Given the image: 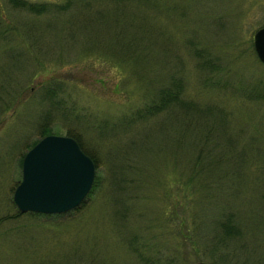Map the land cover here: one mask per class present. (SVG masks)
Segmentation results:
<instances>
[{
	"label": "rangeland",
	"instance_id": "374dc122",
	"mask_svg": "<svg viewBox=\"0 0 264 264\" xmlns=\"http://www.w3.org/2000/svg\"><path fill=\"white\" fill-rule=\"evenodd\" d=\"M26 1L43 9L0 0V264H264V63L253 46L264 0L125 1L148 14L145 63L120 55L119 31L101 20L117 0ZM144 68L150 85L180 70L186 99L224 110V132L202 134V158L185 157L195 130L181 116L140 118L157 99L137 80ZM43 128L71 132L96 157L95 187L66 212L13 201L20 157ZM148 135L161 142L151 154Z\"/></svg>",
	"mask_w": 264,
	"mask_h": 264
},
{
	"label": "trees",
	"instance_id": "16d2710c",
	"mask_svg": "<svg viewBox=\"0 0 264 264\" xmlns=\"http://www.w3.org/2000/svg\"><path fill=\"white\" fill-rule=\"evenodd\" d=\"M125 1H128V0H117V3H119V4L115 7H113L112 9H110V7L105 8V9H101L103 13H101L100 16L106 15V16H102L101 20H103L105 25L113 26L114 28H116L115 31H119V35L121 36V39H118L116 41V45H117V49H119L121 47L120 48L121 49L120 55L127 56L129 58V56L131 54V55H133V61L136 58H138L139 61H142L143 63H145L146 59L148 58V60H151L153 55L144 56V55H140L142 53H138L140 41L148 34V31L146 30L144 25H142V23L144 22L143 21L144 18H142L140 20H139V18L142 16L148 17V14L145 15V14H141V13L136 12V11L133 14H129L127 12V10H125V7H124ZM135 1L142 8H145V10H147V8H149V5L146 4V2L148 0H135ZM9 2L12 5L24 6L30 10L40 11L41 9H43L41 6L38 7L33 3L27 2L26 0H9ZM114 13H116V15H114ZM110 14H112V15H110ZM107 15H108V17H107ZM127 18H129L128 21H130V22L127 21ZM107 21H109V23ZM129 23H131V24H129ZM133 26H136V27H134V29L132 31ZM131 34L134 35L132 38H131ZM119 44H120V47H119ZM164 46H165V42H163L161 44V47L159 49L163 51ZM154 50H155V48L153 46H151V49L148 53L154 54V52H153ZM141 57H143V58H141ZM198 57H200V59L198 60V65L200 66V68L203 71L204 70L210 71V69L212 68L211 67V61H212L211 58L205 53L199 54ZM173 58H174V56H173ZM177 62H178V60H177ZM177 62H176V59H174V62L173 63L170 62L169 66L173 67L176 64H178ZM157 66H163V64H160V62H158ZM146 69H148V68H144L142 70L137 71L136 77H137V80L140 81V83L142 80L144 82V84L148 85L151 81V78L146 73V71H147ZM180 72L181 71L177 70V69H170V71L167 74H165L163 77L156 79V81L153 83V85L149 84L151 86V88L153 87L154 89L157 90V87H158L157 85H159L160 83H164L166 81L169 82V86H167V87L162 86L157 91L152 90L149 86L146 87L147 94L152 95L156 92V94H154V97L157 96V99L154 101L147 102L143 106V108H141V109L139 108L137 110V112L139 113L140 118L141 117L147 118V117H151V116L159 113L162 109H164V110L169 109L168 112L172 118V121H171L173 123L172 125L175 124L174 117L178 118L181 116L182 127H183L182 130L184 131V133H186L187 131L189 133H192L195 130V137H194L195 143L193 145H191L189 148L185 149L186 152L189 151L185 155V157L189 156V155L191 156V154H193V155L198 154L197 155L198 157L196 159H200V158H202L201 156H203V154H204V148H205L204 145L200 142V139L202 138L203 132L205 131V133L207 135L209 134L210 131H213V130H214L213 135L214 134L216 135L219 132H224V131L218 130V127L222 128L220 126L223 125L224 122H229V120H227V117L223 114L224 113L223 109L221 111H219V109H217V104L207 102V101H198L197 99H194V98L189 99V97H188V99H186L182 94V79H181V77L176 76V75H179ZM210 73H212V72H210ZM140 77H142L141 80H140ZM205 81L210 84V82L211 83L218 82L219 79H216V81L213 82V81H211V75H208L207 77H204L203 83ZM220 83H222V82L220 81ZM177 106H179V107H177ZM177 108H179V109H177ZM221 112H223V113H221ZM122 122H124V121H120V123H122ZM158 123L159 122H154L152 125H157ZM48 132H50V131L47 128L42 129L43 135L48 134ZM184 133L180 134V138L178 137L179 141L182 137L183 138L186 137V135ZM68 135L74 136L77 139L81 148L87 154H89L91 156V158L94 160L95 166L97 168L96 159H95L96 157L91 155V153L89 151H86V149H84L81 142L79 141V139L75 135L71 134V132ZM203 138H204V136H203ZM36 141H33L30 146H32ZM145 141H146L145 145L150 147L151 151L148 150V151H150V154L153 151V149L158 147V145H160V143H161L155 136H150V135H148V137L145 138ZM137 150L134 153H137L138 152ZM176 153H177V151H174L173 155H175ZM193 155H192V157H193ZM194 159H195V156H194ZM21 161H22V156L20 157V162H19L20 164H21ZM95 181L96 180L94 179V182H93V185L91 187L90 192L95 187Z\"/></svg>",
	"mask_w": 264,
	"mask_h": 264
},
{
	"label": "water",
	"instance_id": "95a60500",
	"mask_svg": "<svg viewBox=\"0 0 264 264\" xmlns=\"http://www.w3.org/2000/svg\"><path fill=\"white\" fill-rule=\"evenodd\" d=\"M253 46L264 63V24L254 32ZM94 176V162L75 138L47 134L23 156L21 179L14 189L13 201L21 212H65L85 199Z\"/></svg>",
	"mask_w": 264,
	"mask_h": 264
}]
</instances>
